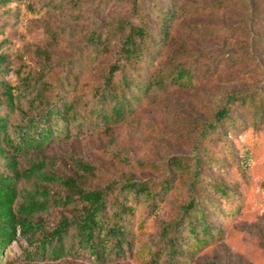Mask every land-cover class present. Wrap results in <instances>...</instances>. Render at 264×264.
I'll use <instances>...</instances> for the list:
<instances>
[{
  "label": "trees",
  "instance_id": "1",
  "mask_svg": "<svg viewBox=\"0 0 264 264\" xmlns=\"http://www.w3.org/2000/svg\"><path fill=\"white\" fill-rule=\"evenodd\" d=\"M160 1L0 0V9L10 15L20 6L40 15L51 40L25 54L0 30V76L13 73L9 80L0 78V264H15L4 254L20 239L27 243L23 253L46 261L124 259L134 246L137 209L157 212L176 186H182L184 197L158 220L148 264H189L226 238L227 223L240 214L244 197L222 172L245 184L251 168L242 152H253L264 139V69L258 63L259 79L251 87L210 95L208 116L192 126L189 151L154 164L157 175L139 176L132 168L113 173L89 159H76L73 169L62 171L47 153L52 144L79 134L112 136L159 92L192 89L225 67L241 75L231 68L239 54L224 62L211 50L174 42V23L189 7ZM260 2L215 0L207 8L219 12L240 4L244 20L253 23L260 20ZM89 7L95 20L89 27L69 26L73 49L56 52L62 27L55 26L53 14L68 19ZM242 30L264 42L260 31ZM259 184L264 189V179ZM52 208L61 210L55 222L48 217Z\"/></svg>",
  "mask_w": 264,
  "mask_h": 264
},
{
  "label": "rangeland",
  "instance_id": "2",
  "mask_svg": "<svg viewBox=\"0 0 264 264\" xmlns=\"http://www.w3.org/2000/svg\"><path fill=\"white\" fill-rule=\"evenodd\" d=\"M170 1L174 0H161L160 5L165 6ZM213 1L215 0H179L178 7L188 6L190 12L186 17L175 21L172 38L176 43L185 44L189 50H211L214 58H222L224 62L233 61L229 56L239 54L241 57L233 62L231 68L242 71L241 75L236 76L225 67L210 80L198 81L192 89H174L166 94L159 92L152 105L139 109L121 123L112 136L90 132L52 144L47 153L50 157L55 156L57 161L54 165L57 169L69 171L74 168L76 159H89L113 173L121 174L132 168L139 176L157 175L159 173L155 171L154 164L160 163L167 156L189 151L193 140L192 126L198 117L208 116L210 95L243 90L259 79L256 63L264 69V42L256 41L251 34L247 37L246 31L242 29L247 27L251 33L260 31L264 37V2L256 6L261 15L260 20L252 23L244 20L246 9L240 4H233L219 12L208 11L207 5ZM20 7V11L15 7L16 12L12 15L0 9V30L6 31L10 43L20 53L30 54L35 45L46 46L50 39L38 18L40 15ZM109 13L107 10V17ZM96 15L90 7L83 14L76 10V14L68 19L61 12L54 13L53 23L62 27L61 31L57 30L62 36L59 41H55L53 49L61 54L73 49L71 47L75 39L66 33V29L69 26L89 27ZM64 22L67 27L63 26ZM12 77L13 73H3L0 76L6 80ZM216 148L219 153L223 152L220 144ZM242 153L246 168H251L245 184L238 180L236 174L222 172L227 181L237 182L234 187L244 197L242 210L235 220L229 219L224 241L206 249L189 264H264V189L259 184L264 179V139L253 147V152L244 150ZM22 163L25 166V160ZM1 168H5L3 162ZM176 183L178 185V181ZM183 197L182 186H176L157 212L148 214L146 209L138 208L132 221V253L109 264H148L155 249L153 240L158 220L168 217L176 202ZM60 211L59 208L50 209L49 220L55 222ZM26 246V240L20 239L7 247L4 260H11L15 264H98L87 257L69 258L61 262L32 258L23 253V247Z\"/></svg>",
  "mask_w": 264,
  "mask_h": 264
}]
</instances>
